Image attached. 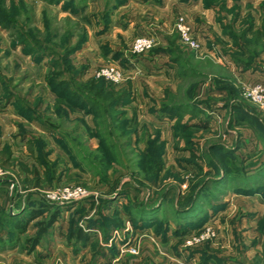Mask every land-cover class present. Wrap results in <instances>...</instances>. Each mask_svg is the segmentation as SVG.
Wrapping results in <instances>:
<instances>
[{
    "label": "rangeland",
    "instance_id": "obj_1",
    "mask_svg": "<svg viewBox=\"0 0 264 264\" xmlns=\"http://www.w3.org/2000/svg\"><path fill=\"white\" fill-rule=\"evenodd\" d=\"M71 1L76 17L64 10ZM124 1L0 0L13 17L0 27V148L34 167L33 139L35 155L54 167L41 187L23 184L17 166L7 170L0 217L57 188L87 192L60 206L31 253L2 246L8 232L22 245L34 225L19 236L0 221V264H264V98L250 97L264 81L244 77L264 75V0ZM147 35L153 47L131 53ZM154 57L179 80L163 98L151 88ZM108 68L122 79L98 75ZM92 79L116 89L130 82L132 103L97 108L84 88ZM71 219L93 234L85 247L67 243Z\"/></svg>",
    "mask_w": 264,
    "mask_h": 264
},
{
    "label": "trees",
    "instance_id": "obj_2",
    "mask_svg": "<svg viewBox=\"0 0 264 264\" xmlns=\"http://www.w3.org/2000/svg\"><path fill=\"white\" fill-rule=\"evenodd\" d=\"M49 4H58L60 0H45ZM125 2L124 0H116L117 5L122 4ZM73 1L70 2L69 8L67 7L64 9L65 11H69L70 14H72L74 17L77 16V11L72 10L73 9ZM13 17L5 12V10L1 7L0 9V27H3L4 29H8L9 27L13 26ZM19 39H21L22 43H26L25 35L18 32L17 33ZM52 87L55 86V84L50 83ZM85 93L90 96V102L93 103L97 108L100 106H103L106 110H118L122 107H125L132 103V86L131 83L128 82L125 86L116 89L115 87L106 84L103 80H90L89 83L84 86ZM80 94V93H78ZM82 98V97H81ZM84 98V97H83ZM87 98V97H86ZM35 140H31L27 144V150L30 155L34 159V167L29 166L28 164L24 162L14 163L13 162V151L10 146H3L0 148V167H2L5 170H9L15 166L20 169V171L24 172L26 174L25 179L23 180V184H31L35 186H42L43 181L45 179L49 180L51 177H53V166L50 167L47 165L46 161L41 156H36L35 152ZM152 152V151H150ZM160 155L157 154L152 156H156V171L160 172L162 169V162L160 160ZM39 167V168H37ZM31 177V178H30ZM45 177V178H44ZM33 183V184H32ZM105 202V201H104ZM106 203H110V200H107ZM190 206V205H189ZM61 208L60 206L56 205H49L45 202H38V201H31L28 200L27 204H24L21 212L19 214L11 215L9 216L8 213L3 212L2 216L0 217V221L2 223H7L10 227H12V230L17 233V235H22L27 231L30 224L34 222V228L37 230V234L33 237L27 238L22 245H19V242L17 241L18 237L12 234L11 232L7 233L5 244H3V248L5 249H14L18 246L23 250L24 252L31 253L35 250V248L39 245V243L42 241V239L50 234V231L54 224L58 221L60 214H61ZM126 209L130 211V207L125 206ZM196 210V209H195ZM193 207L191 210L188 211H179L175 210L177 213V217L181 218H188L190 215L193 214L195 211ZM191 211V212H190ZM141 218L140 221L143 223L142 228L145 227H151L154 223L153 220H150L148 218H145V214H149L148 212L141 211ZM106 217H102L100 228L103 225V222H105ZM37 221V222H36ZM100 221V220H99ZM94 222V221H93ZM92 222V223H93ZM91 229V228H90ZM102 235L107 238L108 235L106 233H102ZM91 234L90 231H85L81 227L76 226L75 220L71 219L69 223V229L66 234V240L67 243L73 246L81 245L82 247H85L88 243L91 241Z\"/></svg>",
    "mask_w": 264,
    "mask_h": 264
},
{
    "label": "built area",
    "instance_id": "obj_3",
    "mask_svg": "<svg viewBox=\"0 0 264 264\" xmlns=\"http://www.w3.org/2000/svg\"><path fill=\"white\" fill-rule=\"evenodd\" d=\"M181 35L185 41L191 48L198 49L199 44L191 40V38L188 37V34L186 33V30H184L183 27L179 28ZM154 45V38L152 36H141L134 39L132 45H131V53L135 55H140L143 53H146L149 51ZM99 76H103L107 80H110L112 82H119L122 79L121 73L117 69H104L101 70V72L98 74ZM251 98H257L259 101L264 98V90L262 88L256 87L250 92ZM7 170L0 167V181L5 179L7 175ZM87 196V192L82 187H68L64 186L61 188H57L47 194L44 197L45 203L49 205H69L73 204L75 202L83 200ZM130 253L136 254V250L133 248H130Z\"/></svg>",
    "mask_w": 264,
    "mask_h": 264
},
{
    "label": "crops",
    "instance_id": "obj_4",
    "mask_svg": "<svg viewBox=\"0 0 264 264\" xmlns=\"http://www.w3.org/2000/svg\"><path fill=\"white\" fill-rule=\"evenodd\" d=\"M122 8H125V6L122 7ZM157 61H158V59L156 57H154L150 61V63L147 62V64H149V66L151 67L152 70L154 69L153 67L155 66V69L153 70L154 74L150 75V78H151L152 83H153V85H151V88L153 90H155L156 94L160 95V96H158V98H163L164 96H163V93L161 94V92H163L164 90H167L169 88L168 86H170L171 83L176 84V83L179 82V80L175 81L174 78L173 79L171 78V73H172V71H174V68H170V65L167 64L166 60H160V61H162V65L156 64V63H159ZM153 63H154V66H153ZM244 77L247 78V79H251V80L257 79L259 81H264V75L256 73V72L255 73L246 72L244 74ZM215 94H216V92H215ZM219 95L220 94L218 93L217 95H215V97H218ZM31 201H35V200L31 199ZM109 204L112 205L113 203H109ZM23 206H24V204H22L21 207L19 209H16V210H13L12 208L11 209L9 208L10 210L9 209L6 210V213L9 212V211H12L11 215L19 214L21 212ZM66 214H68V213H66ZM34 222H32L31 225H34L33 224ZM80 257L81 256H79L78 258L80 259Z\"/></svg>",
    "mask_w": 264,
    "mask_h": 264
}]
</instances>
